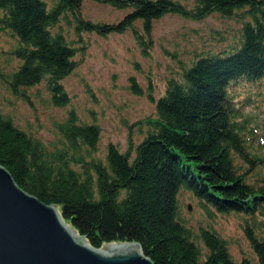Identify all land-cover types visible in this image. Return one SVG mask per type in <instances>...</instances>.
<instances>
[{
	"label": "trees",
	"instance_id": "1",
	"mask_svg": "<svg viewBox=\"0 0 264 264\" xmlns=\"http://www.w3.org/2000/svg\"><path fill=\"white\" fill-rule=\"evenodd\" d=\"M95 1L129 11L108 22L88 18L84 0H0V27L17 39L19 63L6 78L13 92L30 102L27 90L43 83L48 103L66 106L63 80L80 64L86 37L132 31L147 56L155 21L169 13L236 18L241 41L196 54L158 97L150 81L155 114L139 120L142 138L131 136L126 150L110 142L103 157L100 125L75 109L55 122L50 143L0 111V164L94 247L136 241L155 264H264V236L255 231L264 220V122L254 112L264 88V0ZM184 192L210 214L245 215L256 258H234L213 226L194 229L181 211Z\"/></svg>",
	"mask_w": 264,
	"mask_h": 264
},
{
	"label": "rangeland",
	"instance_id": "2",
	"mask_svg": "<svg viewBox=\"0 0 264 264\" xmlns=\"http://www.w3.org/2000/svg\"><path fill=\"white\" fill-rule=\"evenodd\" d=\"M47 1L54 3V0ZM83 11L88 18L115 22L129 10L84 0ZM241 26L238 19L225 17L219 12L202 20L169 13L155 21L154 46L147 56L132 31L86 37L88 47L77 56L78 60L81 59L80 64L63 80L71 97L64 107L48 103V92L43 83L27 90L30 102L12 91L6 78L19 63L12 53L17 39L10 31L0 27V111L9 114L21 128L50 143L57 136L55 122L65 118L69 109H75L82 122L97 123L101 127L96 155L103 157L110 142L126 150L131 136L136 141L142 138L139 120L155 114V103L147 94L149 82H153L154 94L158 97L166 79L196 54L229 50L239 44ZM132 78L141 86V94L132 88ZM261 91L254 112L258 113L262 124L263 87ZM180 204L183 216L194 229L198 225H210L220 232L227 239L234 258H256L244 230L245 215L217 211L210 214L188 192L180 196ZM255 231L264 236V220Z\"/></svg>",
	"mask_w": 264,
	"mask_h": 264
},
{
	"label": "water",
	"instance_id": "3",
	"mask_svg": "<svg viewBox=\"0 0 264 264\" xmlns=\"http://www.w3.org/2000/svg\"><path fill=\"white\" fill-rule=\"evenodd\" d=\"M0 264H155L140 243L98 248L0 164Z\"/></svg>",
	"mask_w": 264,
	"mask_h": 264
}]
</instances>
